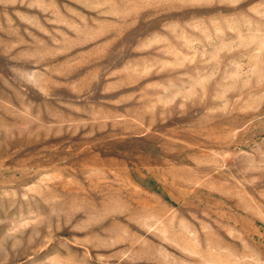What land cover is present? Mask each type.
I'll return each mask as SVG.
<instances>
[{
    "label": "rangeland",
    "instance_id": "374dc122",
    "mask_svg": "<svg viewBox=\"0 0 264 264\" xmlns=\"http://www.w3.org/2000/svg\"><path fill=\"white\" fill-rule=\"evenodd\" d=\"M0 264H264V0H0Z\"/></svg>",
    "mask_w": 264,
    "mask_h": 264
}]
</instances>
